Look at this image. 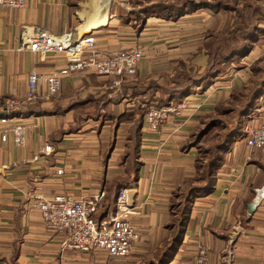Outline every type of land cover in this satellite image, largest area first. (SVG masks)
Here are the masks:
<instances>
[{
	"label": "crops",
	"instance_id": "0c3cea01",
	"mask_svg": "<svg viewBox=\"0 0 264 264\" xmlns=\"http://www.w3.org/2000/svg\"><path fill=\"white\" fill-rule=\"evenodd\" d=\"M107 1L26 0L21 9L0 6V117L7 119L0 130L18 123L26 132L21 148L14 146L10 135L4 142L0 139V264L155 262L153 255L167 235L171 191L192 174L194 154L180 152L178 146L196 121H189V117L170 118L153 134L146 130L143 117L138 178L119 186L129 190L130 223L139 235L125 258H109L101 250L90 253L64 250L65 235L48 229L33 207L36 196L50 198L63 194L73 200L92 201L96 205L94 217L102 213L108 183L123 174V166L118 163L124 153L123 136L119 138L116 131L128 128L130 123L95 119L91 117L93 113L84 118L79 113L95 112V104L89 97L106 94L109 102L102 113L117 116L131 111L129 107L135 97L130 101L134 91L129 88L126 94L119 95L123 98L115 97L118 88L110 87V78L73 71L63 77L55 96L41 95L36 108L42 114L10 117L4 112V103L25 96L27 77L32 70L48 74L66 63L60 55L43 60L27 49L17 51L21 36L34 27L45 28L68 40L88 34L94 38L100 57H111L138 44L143 45L147 55V47L166 39L165 30L179 25L177 30L181 31L183 26L178 23L191 16L184 15L174 22L149 17L137 32L138 24L131 18L127 20L130 9L120 12L117 7L128 0ZM113 3L116 5L110 9ZM146 57L138 62L135 75L126 79L129 84L147 78ZM261 96L264 98V91ZM260 97L254 112L259 108ZM141 108L145 110L146 105L142 103ZM261 110L264 119L262 104ZM107 123L110 124L103 125ZM99 126L101 129L97 131ZM106 127L110 129L108 136L112 133L104 140ZM46 146L50 147L48 153L44 152ZM237 152L225 157L211 189L194 200L181 244L168 264H197L200 246L207 250L202 264H264V155L246 159Z\"/></svg>",
	"mask_w": 264,
	"mask_h": 264
},
{
	"label": "trees",
	"instance_id": "16d2710c",
	"mask_svg": "<svg viewBox=\"0 0 264 264\" xmlns=\"http://www.w3.org/2000/svg\"><path fill=\"white\" fill-rule=\"evenodd\" d=\"M197 8H208L217 12L222 11L226 15L229 13L234 15L231 17L232 22H234L233 25L222 27L217 32L211 31L206 37L207 40L202 50L206 57L207 67L202 73H195V69H192V67L187 68L186 62L180 60L178 62L179 68L175 69L172 78L169 80L173 84L170 89H166L152 81H144L140 85H125L123 87L124 94H126V90L129 88L134 91L130 96L141 98L135 103L131 112L121 113L117 116H106L101 113V110L109 102L106 94L100 98L89 97V100L95 104V113L92 116L90 115L92 118L97 119L100 117L101 119L103 118L102 120L114 119L116 122L123 121L130 123L126 150L120 157L123 174L113 178L108 183L102 203V213L94 217L96 220L100 221L115 211L119 186L124 183L135 182L138 178L141 167L138 154L145 110L148 108L160 109L171 102H180L185 97L191 95L195 87H202L203 83L216 77L221 67L228 65L231 59L247 52L252 47L257 33H264V26H262L264 25V9L258 6V4H254L244 14L243 10L238 8L237 0H201L200 2H195V0L136 1L127 12V20L131 18L136 22L138 24L136 31L140 32L145 24V20L149 17L164 21H175L184 15L196 11ZM248 90V96L245 95L244 100L239 102L241 105L237 110L235 108L232 109L230 106L223 108L224 102L215 104L213 108L218 115L227 116L232 112H236L237 123L235 125L229 126L225 121L208 113L199 119L198 125L190 133V140L181 145L180 152H189L196 148L200 155L194 159L195 172L193 177L185 179L171 191L168 205L170 219L165 225L167 235L162 247L153 255L155 262L148 264H168L176 255L186 229L195 194H205L211 189L215 181V175L224 160L223 155L229 150L233 140L242 135L243 119L247 118L256 107L257 99L262 94V90H264V82L257 86L254 85ZM156 91H158L159 96L156 95ZM232 95L230 94V98L234 102ZM145 96H148L149 99L151 97L152 102H157L155 107L146 105V102L150 100H144ZM242 97L243 94L238 93L236 95L237 101ZM142 103L147 106L145 110L141 108ZM36 106L37 103L29 105L24 109L6 113L10 117H27L42 114L43 111H38ZM215 128L222 130L220 137L217 136V132H213L210 136L211 138L215 137L213 144L209 149H206L201 144V141L207 133L212 132ZM203 161L205 162L202 164Z\"/></svg>",
	"mask_w": 264,
	"mask_h": 264
},
{
	"label": "built area",
	"instance_id": "2783aa9c",
	"mask_svg": "<svg viewBox=\"0 0 264 264\" xmlns=\"http://www.w3.org/2000/svg\"><path fill=\"white\" fill-rule=\"evenodd\" d=\"M25 3L26 0H0V6L7 8L21 9ZM25 49L43 60L48 56L60 55L66 63L65 66L54 68L48 74L32 70L27 77L25 96L6 100L5 112H14L33 105L41 99L42 94L46 97L55 96L60 91L63 77L73 71L112 77L116 80L113 84L117 86L120 78L135 75L138 62L145 56L144 47L135 45L111 57H100L96 53L94 38L88 34L75 40H68L53 35L41 27H34L32 31L21 36L17 51ZM191 101L192 97L160 109H147L144 115L146 130L153 134L158 133L171 114L176 117L182 116L180 114ZM199 107L194 106L192 111L195 112ZM261 112V108L252 112L250 119L254 125L243 130L245 136L242 143L247 148L246 159L256 154L264 155V119L261 118ZM6 122L7 119H0V125ZM0 134L3 142L10 135L15 147L21 148L25 145L26 132L21 124L12 123L8 128L0 130ZM44 152H50V147L46 146ZM57 174L60 175L61 171L59 170ZM128 194L127 187L119 188L115 211L100 221L94 218L96 205L87 199L73 200L63 194H56L50 198L36 196L33 207L48 229L65 235L62 244L64 250L85 253L101 250L109 258H125L131 253L132 243L139 239L136 229L130 223L132 208L128 205ZM206 258L207 250L200 246L196 253L197 264H202Z\"/></svg>",
	"mask_w": 264,
	"mask_h": 264
},
{
	"label": "rangeland",
	"instance_id": "374dc122",
	"mask_svg": "<svg viewBox=\"0 0 264 264\" xmlns=\"http://www.w3.org/2000/svg\"><path fill=\"white\" fill-rule=\"evenodd\" d=\"M134 1L136 2V1H144V0H128L127 3L118 5L117 6L118 10L122 12L126 9H130L135 3ZM154 1H158V0H154ZM200 1L201 0H195V2H200ZM254 4H258V6L264 9V0H237V6L239 9L243 10L244 14H246L250 10V6H253ZM115 5L116 3H113L112 5H110L111 6L110 9H113ZM216 12L217 11H214L213 9L197 8L196 11H193L187 14V15H191L190 17L183 19L182 21L178 23L180 24V26H183L182 27L183 29L181 31L177 30V28H179V25L176 27H170V28L168 27L169 29L165 30V32H167L166 39L162 41L159 40V42L161 43L151 44L152 47H147L148 48L147 49L148 57H146L147 66L145 65L146 69L149 71L147 78H143L142 80H137V79L134 80L133 78L132 80L134 81H132V84L140 85L141 82L152 81L166 89H170L171 86H173V84L170 83L169 80L172 78V75L174 74L175 69L179 68L178 62L180 60H183L186 62L185 64L187 68L192 67V69H195L196 70L195 73L197 74L202 73L203 70L207 67L206 57L202 50V47L204 46L207 40L206 37L211 31L217 32L222 27H225V26L230 27L234 23L232 22V19H231V17L234 15H231L230 13L226 15L225 13H222V11H219L217 13ZM167 22H174V21H167ZM171 28L175 30H171ZM253 41L254 42L252 43V47L249 49L250 51L248 50L243 55L238 56V57L236 56L233 59H231L228 65L221 67L219 74L216 77L211 78L208 82H205L206 84L203 83L202 87H195L192 94L189 95L192 97V101L188 104L184 112L180 114L182 116H178V117L181 119L189 117V121H192V120L193 122L196 121V124L190 128V132L188 133L186 138L183 140V142L180 144V146H178L179 149L182 144L190 140V137H189L190 133L194 131V128L198 125L199 119L208 113H211L215 117H218L221 120L225 121L229 126L235 125L237 123L236 121L237 113L236 112H232L231 114L227 116L220 114L221 115L220 116L216 114L213 108L215 104L219 102L220 103L224 102L223 108H225V106L227 107L230 106L232 107V109L235 108V110H237L239 106L241 105L239 104V102L244 100L245 95L248 96L249 94L248 89L252 88L254 85L257 86L260 83L264 82V33H257ZM153 45H158V46L154 47ZM147 55L145 54V56ZM136 69H137V66H136ZM91 75H94V74H91ZM106 78H110L111 88H115V89L118 88L117 94L115 97H120L119 96L120 94L124 95L123 87L129 84L128 82H130L129 80H127L128 82L126 81L128 77L120 78L118 80L119 85L117 86L113 84V82L116 81L114 80V78L112 77H106ZM155 93L157 96H159L158 91H156ZM238 93L243 94V97L238 99L237 101L236 95ZM230 94H233L232 96L234 98V102L230 98ZM189 96L185 98L187 99L191 98ZM123 97L124 96L120 98H123ZM134 97L135 99H133ZM140 98L141 97L130 96L129 98L130 101L133 99L132 100L133 104L131 105L134 106L135 103L140 100ZM260 98H261V101L258 104L259 108H261V104L262 106H264V98H262V96ZM147 99H149V97L145 96L144 100H147ZM149 100L150 101L146 102V105L149 107L150 106L155 107V104H157V102H154V101L152 102L151 97ZM126 101L127 99L123 102V104ZM178 103L179 102H176V103L171 102L170 104H178ZM212 105L213 107L211 108ZM133 106L129 107V109L132 110ZM194 106H200V107L198 110L193 112L192 109H194ZM254 110L252 112H254ZM102 111L103 110H101V113ZM90 113L94 114L95 112H90V111L80 112L79 116L86 118V116ZM102 114L107 116V114L105 113H102ZM249 116L248 118L243 119L242 135L233 140V142L231 143L229 147V150L223 155V159H225L226 156H229V153H232L235 151L241 152L242 156L244 158L246 157L245 154H246L247 148H245L242 143V140L245 136V131L243 130H245V128L247 127H252L254 125V123L249 118ZM175 117L176 116L174 114H171L169 118L166 120V122L170 118L172 119ZM109 124L110 123L103 124V125H109ZM129 128L130 126H128V128L127 126H124L121 128V131L119 132L116 131V134L119 135V138L123 136L122 152L123 150L124 152L126 150V140H127V135L129 134ZM100 129H101V126L97 127V131H99ZM104 129L105 130H103L104 133L102 134V136L104 140H107L109 139L112 132H110L108 136L110 129H108V127ZM187 130L188 129H185V132ZM213 132H217V136L220 137V133L222 132V130L215 128L212 132L207 133L205 138L201 141V144L203 145V147L205 146L206 149H209V147L213 144V140L215 139V137L214 138L210 137ZM190 151L192 152L190 154H194V159L200 155L198 154V149L196 148ZM183 153H187V152H183ZM118 157L120 156L118 155ZM139 157L140 155L138 154V160H139ZM194 159L192 160V167H193L192 174L191 176L188 177V179L192 178L195 172ZM204 162L205 161H203L202 164ZM118 163L120 165L121 159H118ZM222 165H223V162L221 163L219 170L222 168ZM217 174L218 173H216L215 178L217 177ZM201 195L203 194H198V193L195 194L194 200L196 198H199Z\"/></svg>",
	"mask_w": 264,
	"mask_h": 264
},
{
	"label": "water",
	"instance_id": "95a60500",
	"mask_svg": "<svg viewBox=\"0 0 264 264\" xmlns=\"http://www.w3.org/2000/svg\"><path fill=\"white\" fill-rule=\"evenodd\" d=\"M107 2L109 3V0H108ZM128 205H129V207H132V202H131V203H128ZM252 209H253V206H251V207L249 208L250 212H252Z\"/></svg>",
	"mask_w": 264,
	"mask_h": 264
},
{
	"label": "bare ground",
	"instance_id": "6f19581e",
	"mask_svg": "<svg viewBox=\"0 0 264 264\" xmlns=\"http://www.w3.org/2000/svg\"><path fill=\"white\" fill-rule=\"evenodd\" d=\"M190 99V98H189ZM183 100H188L187 98H184Z\"/></svg>",
	"mask_w": 264,
	"mask_h": 264
}]
</instances>
